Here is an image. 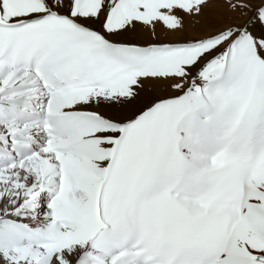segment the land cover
I'll return each instance as SVG.
<instances>
[{"label":"snow or ice","instance_id":"snow-or-ice-1","mask_svg":"<svg viewBox=\"0 0 264 264\" xmlns=\"http://www.w3.org/2000/svg\"><path fill=\"white\" fill-rule=\"evenodd\" d=\"M0 264H264V0H0Z\"/></svg>","mask_w":264,"mask_h":264}]
</instances>
